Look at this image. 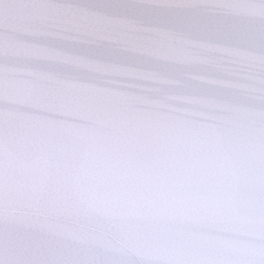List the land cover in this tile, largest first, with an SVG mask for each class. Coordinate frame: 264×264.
Here are the masks:
<instances>
[{"label": "snow or ice", "instance_id": "snow-or-ice-1", "mask_svg": "<svg viewBox=\"0 0 264 264\" xmlns=\"http://www.w3.org/2000/svg\"><path fill=\"white\" fill-rule=\"evenodd\" d=\"M0 264H264V0H0Z\"/></svg>", "mask_w": 264, "mask_h": 264}]
</instances>
